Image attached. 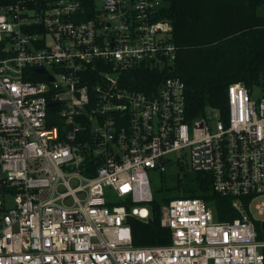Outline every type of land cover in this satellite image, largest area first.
Returning <instances> with one entry per match:
<instances>
[{"label": "built area", "instance_id": "built-area-1", "mask_svg": "<svg viewBox=\"0 0 264 264\" xmlns=\"http://www.w3.org/2000/svg\"><path fill=\"white\" fill-rule=\"evenodd\" d=\"M164 6L0 0V264H264V96L229 85L212 125L187 121L179 78L136 89L141 68L176 59ZM181 164L238 217L172 199L160 207L170 244L134 247L148 171Z\"/></svg>", "mask_w": 264, "mask_h": 264}, {"label": "trees", "instance_id": "trees-1", "mask_svg": "<svg viewBox=\"0 0 264 264\" xmlns=\"http://www.w3.org/2000/svg\"><path fill=\"white\" fill-rule=\"evenodd\" d=\"M162 16L173 26L176 47L172 69L141 68L138 90H154L156 83L176 77L185 85L186 119L205 116L207 109L226 118V89L240 83L264 96V9L262 0H165ZM172 168V167H171ZM171 185L166 195L153 197L147 223L129 219L134 247L170 244V231L160 225V207L176 198L203 200L219 221L237 218L231 199L213 190L208 174L179 165L166 175Z\"/></svg>", "mask_w": 264, "mask_h": 264}, {"label": "rangeland", "instance_id": "rangeland-1", "mask_svg": "<svg viewBox=\"0 0 264 264\" xmlns=\"http://www.w3.org/2000/svg\"><path fill=\"white\" fill-rule=\"evenodd\" d=\"M261 95H262V92L260 91V89L253 90V97L257 98V97H260ZM205 118L209 119L212 125L215 124L216 116H215V112L212 109L206 110ZM174 156H176V154L169 155V157L171 158ZM174 171H176L175 167L170 168L167 172V175H170ZM147 175L149 179L152 196L156 199H160L163 196H165L166 195L165 187H168L172 184L171 181L168 179V177L154 170L148 171ZM69 185L72 187H75L77 186V181H70ZM112 200L115 201V198H112ZM66 204L68 203L66 202Z\"/></svg>", "mask_w": 264, "mask_h": 264}, {"label": "water", "instance_id": "water-1", "mask_svg": "<svg viewBox=\"0 0 264 264\" xmlns=\"http://www.w3.org/2000/svg\"><path fill=\"white\" fill-rule=\"evenodd\" d=\"M262 7H263V9H264V0H262ZM39 72H41V71H39ZM51 106V105H50Z\"/></svg>", "mask_w": 264, "mask_h": 264}]
</instances>
